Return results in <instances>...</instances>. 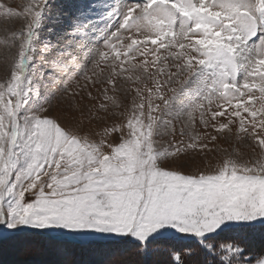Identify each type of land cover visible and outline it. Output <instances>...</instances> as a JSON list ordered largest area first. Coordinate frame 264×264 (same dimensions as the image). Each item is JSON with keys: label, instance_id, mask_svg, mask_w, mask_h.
I'll return each mask as SVG.
<instances>
[{"label": "snow or ice", "instance_id": "1", "mask_svg": "<svg viewBox=\"0 0 264 264\" xmlns=\"http://www.w3.org/2000/svg\"><path fill=\"white\" fill-rule=\"evenodd\" d=\"M0 18V254L264 264V0H0ZM190 154L221 158L173 166Z\"/></svg>", "mask_w": 264, "mask_h": 264}, {"label": "rangeland", "instance_id": "2", "mask_svg": "<svg viewBox=\"0 0 264 264\" xmlns=\"http://www.w3.org/2000/svg\"><path fill=\"white\" fill-rule=\"evenodd\" d=\"M4 2L8 3L9 5L19 8L20 6H22L24 3L27 2V0H4ZM112 2H123V0H112ZM4 26V21L3 18H0V28H2ZM10 26H14L15 28H19L20 27V23L19 22H15L13 25ZM56 105L55 111L56 113H59L61 111V109L63 108V106L67 103V99L65 100H58L54 102ZM115 135V134H113ZM165 140L168 139V137L164 138ZM177 139H179V137H177ZM223 147H229L228 143H223L222 144ZM229 150H231V148H229ZM194 154H190L187 157H182L180 164L178 165H173V166H182L183 165V170L185 171H195L196 166L198 165L199 167L203 168L205 166H207L208 164H212L214 165L215 163L219 162V159L221 158L220 155H211L209 156V158L207 160H204L202 156L197 155L196 156V160L194 164H188V165H184L183 162L185 160L187 161H191V156ZM96 259H100L101 257H95ZM0 259H3L6 264H11V262L13 260H20L25 262V264H34L35 261H38L39 259H41V257H37V256H32V257H14L11 254H9L8 252H4L2 254H0ZM155 259L157 260H166L167 257L164 255H160L155 257Z\"/></svg>", "mask_w": 264, "mask_h": 264}]
</instances>
